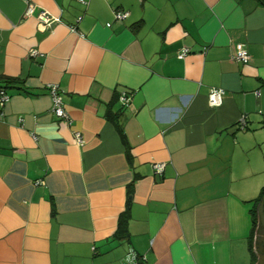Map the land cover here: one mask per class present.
<instances>
[{
	"label": "crops",
	"instance_id": "crops-1",
	"mask_svg": "<svg viewBox=\"0 0 264 264\" xmlns=\"http://www.w3.org/2000/svg\"><path fill=\"white\" fill-rule=\"evenodd\" d=\"M263 3L0 0V79L19 81L0 86L11 98L0 107V264H127L131 250L143 264H253ZM28 4L59 22L40 31ZM241 50L248 64L234 60ZM49 84L71 125L52 114ZM212 89L226 93L218 108Z\"/></svg>",
	"mask_w": 264,
	"mask_h": 264
},
{
	"label": "built area",
	"instance_id": "built-area-1",
	"mask_svg": "<svg viewBox=\"0 0 264 264\" xmlns=\"http://www.w3.org/2000/svg\"><path fill=\"white\" fill-rule=\"evenodd\" d=\"M83 4L84 2L81 1ZM36 13V8L31 4H28L24 17L31 18L36 17L38 20V29L40 31H46L52 27L55 23L59 22L58 18L53 17L48 12L41 10L40 12ZM129 17L128 12L117 11L115 13V20L116 21H124L126 18ZM82 18H79L80 21ZM108 27L110 25H107ZM189 54L188 49H184L179 54V58H185ZM30 56L37 58V57H44L45 55L38 50H31ZM234 60L239 64H248L250 61V56L247 51L241 50L234 56ZM47 89L50 93V97L52 99V107L51 112L52 114L59 120L67 121L70 125L72 121L65 109V104L63 100V92L61 91L60 87L56 84H49L47 85ZM225 91L222 89H212L209 96H208V103L209 106L212 108H218L223 105L224 98H225ZM10 96L6 93V91L0 89V107H4L7 103L10 102ZM120 102L122 106L129 107L130 106V99L127 97L125 93H122L120 96ZM246 121L242 119L240 121L241 128L246 126ZM74 140L77 145L84 146V138L82 134L78 131L74 132ZM165 168V164H155L154 171L157 174L163 173ZM42 184V182H37V185ZM127 264H138L137 255L131 250L127 256Z\"/></svg>",
	"mask_w": 264,
	"mask_h": 264
},
{
	"label": "trees",
	"instance_id": "trees-1",
	"mask_svg": "<svg viewBox=\"0 0 264 264\" xmlns=\"http://www.w3.org/2000/svg\"><path fill=\"white\" fill-rule=\"evenodd\" d=\"M263 5H264V3H263ZM242 65H244V64H242ZM3 84L4 85L6 84L8 86L9 85H16V84H19V81L18 80H14V79L12 80V79H8V78H6V79L5 78H1L0 79V86L3 85ZM8 86L6 88H8ZM107 118L114 123V125H115V127L117 129V132H118V134H119V136H120V138L122 140L123 145L128 148V146H129L128 145V141H127L126 135H125L124 130L122 129V127H120L117 124V122L113 119V115L108 114ZM255 203H256V208H255V211L253 213V225H254V227H253V236H252V238L250 240L251 241L250 251H251L253 264H255L256 259H257L256 255L254 254V250L252 248L253 237H254V235H255V233L257 231V227L259 225V217L257 216L258 206L259 205L260 206L261 205L264 206V188H262L261 193H260L259 197L257 198V200L255 201ZM126 226H127V218L123 217L121 223L119 224V229H118L116 235L114 236V238L116 240H122L125 237L126 230H127ZM138 264H143V263L138 260Z\"/></svg>",
	"mask_w": 264,
	"mask_h": 264
},
{
	"label": "rangeland",
	"instance_id": "rangeland-1",
	"mask_svg": "<svg viewBox=\"0 0 264 264\" xmlns=\"http://www.w3.org/2000/svg\"><path fill=\"white\" fill-rule=\"evenodd\" d=\"M257 157H254V159H256ZM261 166H264V163H262V165ZM263 176H264V174H263ZM260 220H259V228H258V231L256 232V235H255V237H254V244L256 245V248L258 249L257 251H258V257L260 258V260L262 259H264V251H262V253H261V251H260V249L264 246V208L263 209H261V211H260V218H259ZM261 263H263V262H260L259 261V263L258 264H261Z\"/></svg>",
	"mask_w": 264,
	"mask_h": 264
}]
</instances>
